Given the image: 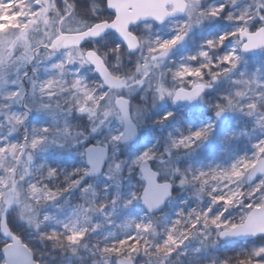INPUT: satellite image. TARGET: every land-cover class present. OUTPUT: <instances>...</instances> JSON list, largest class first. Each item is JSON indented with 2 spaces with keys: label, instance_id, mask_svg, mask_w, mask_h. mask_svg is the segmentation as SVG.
<instances>
[{
  "label": "snow or ice",
  "instance_id": "snow-or-ice-1",
  "mask_svg": "<svg viewBox=\"0 0 264 264\" xmlns=\"http://www.w3.org/2000/svg\"><path fill=\"white\" fill-rule=\"evenodd\" d=\"M53 252L264 264V0H0V264Z\"/></svg>",
  "mask_w": 264,
  "mask_h": 264
},
{
  "label": "rangeland",
  "instance_id": "rangeland-1",
  "mask_svg": "<svg viewBox=\"0 0 264 264\" xmlns=\"http://www.w3.org/2000/svg\"><path fill=\"white\" fill-rule=\"evenodd\" d=\"M211 94L215 95V92L213 90H209ZM165 111H173L176 113L175 119H170L168 122H165L163 126H158L153 123H149L146 125V127L141 131L140 136L137 140V142L133 145L132 150L135 151L137 149L143 150L144 147L152 146L153 144H156L157 147L162 149L163 146V138L167 136L169 132H174L177 128H184L187 127V123L185 122L186 114L189 112L187 108L183 110H178L174 105L171 103H163L161 102L152 110L151 118L152 120L158 119ZM211 112L207 111L205 112V116H211ZM31 119V118H30ZM43 120H35L32 119V123H42ZM196 125H199V121H196ZM223 126L218 129V131L222 132ZM146 137L147 142H146ZM65 166H71V165H78L79 161L75 157L66 158L61 161ZM86 182L91 183L92 179L88 178ZM101 182L97 183V186H100ZM55 211V210H53ZM170 214V213H167ZM37 246H39L38 242ZM47 251V250H45ZM232 254V253H229ZM48 264H66V258L64 256L58 255L57 253L53 252L52 255H46L44 257Z\"/></svg>",
  "mask_w": 264,
  "mask_h": 264
}]
</instances>
